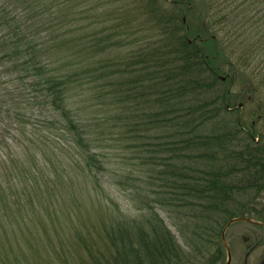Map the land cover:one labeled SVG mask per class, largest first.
I'll return each mask as SVG.
<instances>
[{
	"label": "trees",
	"instance_id": "16d2710c",
	"mask_svg": "<svg viewBox=\"0 0 264 264\" xmlns=\"http://www.w3.org/2000/svg\"><path fill=\"white\" fill-rule=\"evenodd\" d=\"M101 1L112 24L85 32L77 0H0V264H221L231 218L264 225V110L230 104L238 70L264 89V0H200V26L184 0ZM124 126L127 174L101 137Z\"/></svg>",
	"mask_w": 264,
	"mask_h": 264
},
{
	"label": "rangeland",
	"instance_id": "374dc122",
	"mask_svg": "<svg viewBox=\"0 0 264 264\" xmlns=\"http://www.w3.org/2000/svg\"><path fill=\"white\" fill-rule=\"evenodd\" d=\"M58 5L54 7L55 10H57L60 6H64L62 4L63 1H66L68 3L72 0H57ZM101 0H77V2L85 8H87V15L90 17L88 18V21L86 22L88 25L85 27V32H87L90 28L96 27L99 29L107 28L108 25L112 24V21L107 22V24H100V23H94L99 19H106L107 15H109L112 12L113 7L115 4L113 2H105L102 3L99 2ZM197 4L195 9H193V4L189 0H184V9H185V15H184V21L188 19V21L193 26H200V24L203 21L204 16L201 15L204 12V8L206 10V5L204 6V2L198 0L195 1ZM80 10V9H78ZM191 10V11H190ZM188 12H192L191 15L188 14ZM97 18H95V17ZM194 16V18H193ZM99 17V18H98ZM111 18V17H110ZM126 26L128 27V31L130 32V37H126L125 32L121 33L122 37L128 39L132 38H138L140 36H144L147 34V31L145 28L141 26H135L133 21L130 22L128 19L126 21ZM99 33H96L94 35L98 36ZM104 35V32L101 33ZM43 37V35H39ZM138 41V40H137ZM141 40H139L140 42ZM138 42V43H139ZM234 49L230 48L227 50V53L233 51ZM120 54L124 55L126 53L125 47L122 48V50L119 51ZM237 60V59H236ZM246 70L250 73L252 70L250 68H246ZM245 69L238 70V73H235V85L234 90L232 92V96L230 99L231 108H239L238 111H240L243 121L246 124V127L250 125V123L257 118V114L260 112V110H264V108L259 107V102H264V89H259V91L255 94H252V87L253 77H250V74ZM225 80V79H224ZM222 80V81H224ZM240 93V97H236V94ZM261 94L263 96H261ZM78 100V97L76 98ZM236 103L239 104V106H236ZM235 104V105H234ZM76 106H83L82 102L76 103L73 105V108ZM237 111V112H238ZM95 116V115H94ZM255 121V120H254ZM88 122V121H87ZM256 124V130L264 132V117L257 118L255 121ZM124 136L122 138V142H113L111 139V135L108 133V128L103 127V130L105 131V134H103L101 137L106 138V136L109 138L108 141H104V144H108V149H105V153L107 154V157L112 156V159L107 162V168L112 169H118L119 170H125L122 173H128L129 167L131 166V162H137L139 161L138 158L128 160L127 157H131L137 153L134 152V150H131L128 142L127 136H129L128 126L121 127ZM153 131H148L147 133L150 134ZM133 134V133H132ZM135 134V133H134ZM131 135V133H130ZM59 139H61L60 136L57 135ZM142 135H140L139 140L141 141L143 138H141ZM69 139H62V141H67ZM138 142V139L136 140ZM115 145V146H114ZM117 145V146H116ZM111 146V147H110ZM64 150H69V147L63 146ZM124 162L126 164H124ZM129 163V164H128ZM134 167V166H132ZM139 168V166H138ZM139 169H136L133 174H137ZM135 174V175H136ZM109 175V173H108ZM132 175V174H131ZM121 185H118L113 189V196H115L116 201L124 211L127 214L134 216L136 214H139V212L134 208L132 205L133 203L129 202V194L123 190H121L119 187ZM260 202L256 204L262 208L264 206V196L258 199ZM257 201V200H256ZM247 217V216H246ZM250 218V217H249ZM174 217H169V221H167L171 226L173 224ZM260 222V221H259ZM173 231L176 232V227L172 228ZM223 242V241H222ZM225 242L227 243L228 247L230 248L231 252V260L229 264H264V225L262 223H255V222H248V221H237L232 224H230L225 231ZM227 259V255L225 257L224 262L221 264H225Z\"/></svg>",
	"mask_w": 264,
	"mask_h": 264
},
{
	"label": "water",
	"instance_id": "95a60500",
	"mask_svg": "<svg viewBox=\"0 0 264 264\" xmlns=\"http://www.w3.org/2000/svg\"><path fill=\"white\" fill-rule=\"evenodd\" d=\"M222 79L224 80L225 77L222 76ZM237 221H248V222L260 223V222H258V221H254V220H252L251 218L240 216V217H234V218H231V219H230V220L224 225V227H223V229H222V240H223V244H224V246H225V248H226V254H227V259H226L225 264H229V263H230V260H231V252H230V248L228 247L227 243L225 242V231H226V228H227L230 224H232V223H234V222H237Z\"/></svg>",
	"mask_w": 264,
	"mask_h": 264
}]
</instances>
